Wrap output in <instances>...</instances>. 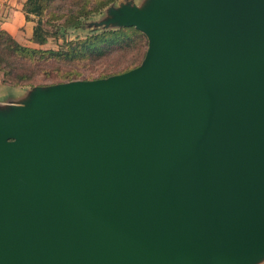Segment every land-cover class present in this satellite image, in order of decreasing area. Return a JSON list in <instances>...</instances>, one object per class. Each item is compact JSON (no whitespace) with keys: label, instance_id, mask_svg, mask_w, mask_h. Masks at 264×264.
I'll use <instances>...</instances> for the list:
<instances>
[{"label":"water","instance_id":"95a60500","mask_svg":"<svg viewBox=\"0 0 264 264\" xmlns=\"http://www.w3.org/2000/svg\"><path fill=\"white\" fill-rule=\"evenodd\" d=\"M102 23L146 37L139 66L0 95V264H260L264 0Z\"/></svg>","mask_w":264,"mask_h":264},{"label":"trees","instance_id":"16d2710c","mask_svg":"<svg viewBox=\"0 0 264 264\" xmlns=\"http://www.w3.org/2000/svg\"><path fill=\"white\" fill-rule=\"evenodd\" d=\"M116 0H73L71 9L64 13L62 7H57V13H53L54 4L57 0H26L23 5V12L26 20L30 21V15L38 18L33 28L30 42L37 46H43L47 39L58 38L63 30L79 28L83 19L101 12L106 6ZM51 17V20L42 21L43 18ZM54 32L47 27L51 26ZM51 28V27H50ZM62 35V34H61ZM63 37V35H62ZM60 38V37H59ZM143 35L134 28L122 29L118 32H105L94 34L83 40L65 42L60 50H40L20 45L7 33L0 31V72L4 79L2 84L9 87L20 85H31L36 74H43V78L51 80L52 84L70 81L79 77L78 73L71 68V65L90 59L94 54L108 49L112 46H133L136 45ZM49 64L64 65L70 67L65 71L58 66ZM43 66V67H42ZM135 67L127 68L122 73L128 72ZM54 72L56 76L53 79ZM120 73V74H122ZM103 76L102 78H106Z\"/></svg>","mask_w":264,"mask_h":264},{"label":"rangeland","instance_id":"374dc122","mask_svg":"<svg viewBox=\"0 0 264 264\" xmlns=\"http://www.w3.org/2000/svg\"><path fill=\"white\" fill-rule=\"evenodd\" d=\"M77 1V0H75ZM128 4H133V5H138L141 6L143 4V0H116L115 2L109 4L106 6L101 12L94 14L87 19L82 20V24L80 25L79 28H70L68 31L63 30L60 34V38H48L46 43L43 46H37L33 45L36 49L40 50H51V51H57L60 50L62 45L67 42V41H74V40H83L88 36L94 35V34H101L105 32H118L122 29H126L124 27L118 28L113 25H105L102 23L103 21L111 18V13L112 11H116L120 8H122L125 5ZM54 9L52 10L53 13H57L56 8L57 7H62L64 13L71 9H76L75 6H73V0H57V2L54 4ZM111 10V11H110ZM29 18L31 19L30 21L33 23L34 27L38 21V18L30 15ZM53 19V18H52ZM51 17L48 16L47 18H43L42 21L46 20H51ZM49 27L47 29L51 32H54V28L52 27L53 22H50ZM51 27V28H50ZM136 30V29H135ZM137 31V30H136ZM139 32V31H138ZM140 33V32H139ZM143 35L142 33H140ZM25 37V36H24ZM143 37H145L143 35ZM23 44H26V47L32 46L29 42L26 41L25 38L21 40ZM147 39L141 38V40L133 46H112L109 47L108 49H105L103 51H100L96 54H94L90 59L85 60L83 62L78 63V65H71V68L78 73L79 77L73 80H85V81H90V80H96V79H103V76H114V75H119L123 71H125L127 68L139 66L140 63L142 62L146 50H147ZM54 65L58 66L62 70H66L70 67H66L64 65H57V64H49V66ZM43 67V66H42ZM56 72H54L53 79L56 75ZM0 81L4 79L3 74L0 72ZM106 77V78H107ZM105 79V78H104ZM70 80V81H73ZM31 85L24 86L20 85L16 87H9L7 86H1L0 83V95H3V99H8L10 100L13 97L9 96H14L16 94V90L20 89L21 91H24L25 89H32L33 87H46L50 85H56V84H61L60 83H55L52 84V81L46 80V78H43V74H36V76L33 78V81H31ZM69 82V81H66ZM65 83V82H62ZM264 264V261L261 262ZM260 263V264H261Z\"/></svg>","mask_w":264,"mask_h":264},{"label":"crops","instance_id":"0c3cea01","mask_svg":"<svg viewBox=\"0 0 264 264\" xmlns=\"http://www.w3.org/2000/svg\"><path fill=\"white\" fill-rule=\"evenodd\" d=\"M26 0H0V31L7 33L20 45L25 46L21 41L23 38L30 42L34 25L26 20L23 12V5ZM25 36V37H24ZM34 44L29 47H34ZM1 79V77H0ZM1 86H5L0 81ZM17 89V88H15Z\"/></svg>","mask_w":264,"mask_h":264}]
</instances>
